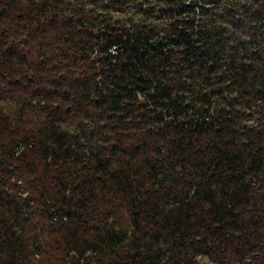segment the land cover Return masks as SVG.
Segmentation results:
<instances>
[{"label":"trees","instance_id":"obj_1","mask_svg":"<svg viewBox=\"0 0 264 264\" xmlns=\"http://www.w3.org/2000/svg\"><path fill=\"white\" fill-rule=\"evenodd\" d=\"M0 264H264V0H0Z\"/></svg>","mask_w":264,"mask_h":264}]
</instances>
